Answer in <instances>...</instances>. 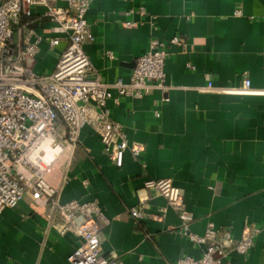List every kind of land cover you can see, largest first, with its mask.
Masks as SVG:
<instances>
[{
  "label": "crops",
  "instance_id": "1",
  "mask_svg": "<svg viewBox=\"0 0 264 264\" xmlns=\"http://www.w3.org/2000/svg\"><path fill=\"white\" fill-rule=\"evenodd\" d=\"M44 11L34 9L31 28L42 42L30 64L50 75L68 43L50 46L58 34ZM87 20L95 38L84 46L90 74L105 83L128 82L153 38L165 42L169 53L165 90L110 103L129 144L143 148L139 157L128 151L116 167L100 136L84 127L71 159L66 154L47 173L62 203L99 204L103 254L123 264L202 257L204 248L181 234L178 211L145 188L149 179L169 178L181 189L191 232L202 235L214 224L240 240L247 225L263 228L264 0H93ZM177 36L187 42L186 51L170 44ZM246 80L256 93L227 92L243 88ZM63 224L50 204L27 194L0 214V264H70L82 239L62 235ZM225 264H264V233L245 255L229 252Z\"/></svg>",
  "mask_w": 264,
  "mask_h": 264
},
{
  "label": "built area",
  "instance_id": "2",
  "mask_svg": "<svg viewBox=\"0 0 264 264\" xmlns=\"http://www.w3.org/2000/svg\"><path fill=\"white\" fill-rule=\"evenodd\" d=\"M92 2L0 0V214L16 208L30 194L35 202L50 204L59 212L64 220L62 235L72 232L82 239L68 258L70 264H123L102 252L100 221L105 217L99 204L62 203L60 191L49 182L47 173L66 154L67 161L71 159L84 127L100 136L116 167L123 166L128 151L139 157L143 148L129 144L122 125L112 119L110 103L119 104L121 98H142L152 88L165 90L169 53L165 42L153 38L147 51L137 59L128 82L118 78L108 84L91 76V62L84 46L95 39L87 20ZM37 7L45 10L42 17L56 24L58 36L50 39V46H58L63 39L68 43L50 75L38 74L30 64L39 54L42 42L31 28ZM235 15L242 13L237 11ZM170 44L187 50V42L178 36ZM107 55L114 58L112 52ZM250 86V80H246L243 88L227 92L256 93ZM144 186L159 192L168 206L178 211L181 234L204 248L200 259L185 257L175 264H225L229 252L245 255L254 246L255 238L264 233V227L250 224L242 238L235 240L229 230L221 232L209 224L204 234H196L189 229L193 218L184 208L181 189L172 179H149ZM132 216L139 219L141 213L132 209ZM80 218L82 224L78 223Z\"/></svg>",
  "mask_w": 264,
  "mask_h": 264
}]
</instances>
